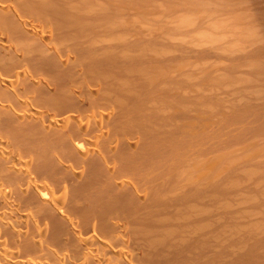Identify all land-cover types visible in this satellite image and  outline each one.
Returning a JSON list of instances; mask_svg holds the SVG:
<instances>
[{
  "label": "bare ground",
  "instance_id": "6f19581e",
  "mask_svg": "<svg viewBox=\"0 0 264 264\" xmlns=\"http://www.w3.org/2000/svg\"><path fill=\"white\" fill-rule=\"evenodd\" d=\"M262 1L0 0V264H264Z\"/></svg>",
  "mask_w": 264,
  "mask_h": 264
},
{
  "label": "rangeland",
  "instance_id": "374dc122",
  "mask_svg": "<svg viewBox=\"0 0 264 264\" xmlns=\"http://www.w3.org/2000/svg\"><path fill=\"white\" fill-rule=\"evenodd\" d=\"M259 1H262V0H259ZM262 2H264V1H262ZM247 4V3H246Z\"/></svg>",
  "mask_w": 264,
  "mask_h": 264
}]
</instances>
